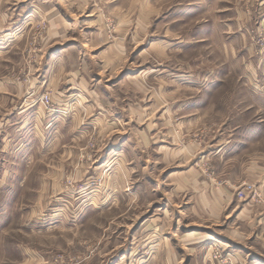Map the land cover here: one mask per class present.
Masks as SVG:
<instances>
[{"label":"rangeland","instance_id":"rangeland-1","mask_svg":"<svg viewBox=\"0 0 264 264\" xmlns=\"http://www.w3.org/2000/svg\"><path fill=\"white\" fill-rule=\"evenodd\" d=\"M3 80L0 264H230L220 226L264 206V0H0Z\"/></svg>","mask_w":264,"mask_h":264},{"label":"crops","instance_id":"crops-1","mask_svg":"<svg viewBox=\"0 0 264 264\" xmlns=\"http://www.w3.org/2000/svg\"><path fill=\"white\" fill-rule=\"evenodd\" d=\"M53 50V49H52ZM58 50L60 49H54L52 52V55L55 54V52H59ZM64 51L69 49L67 48L66 50L63 49ZM3 51V50H2ZM67 53V52H66ZM50 53L51 60H53V56ZM67 56V54H65ZM11 85V84H10ZM0 88L4 90H8V88H12L11 86H8V82L5 80L0 81ZM19 89V88H18ZM17 90V88H16ZM61 94H63L61 92ZM66 96V94H65ZM5 97V100H4ZM15 97H17L15 95ZM66 99V98H64ZM62 99L63 104H67L66 100ZM69 100V99H68ZM5 101L7 103H10L11 108H9V111L11 113H14L16 111L17 114H22L25 113L28 108H23L24 110H21V107H19V100L17 98H11L9 100L6 98V96H3L0 100V105L5 104ZM27 109V110H26ZM4 111L3 109H1ZM4 114L6 112H3ZM39 117H44L42 114L38 115ZM254 181H259L262 184H264V180H254ZM220 194H218V197ZM222 200L223 198H219ZM250 206V205H249ZM248 205L242 206L239 208V210L235 214V218L232 219V224H235V227L233 228L232 226H220V239L221 242L223 243V248L228 251V253L231 254V259H230V264H264V250L261 252H258L255 249V241L259 240H264V206H258L255 209L252 208L251 206L249 207ZM232 214V211L229 213V215ZM220 218V217H219ZM231 224V223H230ZM195 232V231H194ZM197 233V232H196ZM203 233H205L203 231ZM208 235V234H207ZM199 236L198 234H192L189 233L188 238L189 240H196V239H210L211 236ZM156 242L154 247L158 245V241H153ZM262 248H264V244H262ZM232 251L228 250L230 247ZM168 252V262L174 263L175 260H179L178 255L174 254L171 250V248H167ZM157 256V259L159 260L162 255L160 252L153 253V256ZM263 255V256H262ZM156 259V260H157ZM203 259H206L205 257Z\"/></svg>","mask_w":264,"mask_h":264},{"label":"built area","instance_id":"built-area-1","mask_svg":"<svg viewBox=\"0 0 264 264\" xmlns=\"http://www.w3.org/2000/svg\"><path fill=\"white\" fill-rule=\"evenodd\" d=\"M42 101L44 102V104L46 106H49L51 104V102H52V99H51L50 95L44 94L43 97H42Z\"/></svg>","mask_w":264,"mask_h":264}]
</instances>
